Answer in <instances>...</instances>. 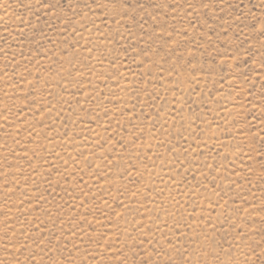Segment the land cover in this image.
<instances>
[{
    "label": "rangeland",
    "instance_id": "rangeland-1",
    "mask_svg": "<svg viewBox=\"0 0 264 264\" xmlns=\"http://www.w3.org/2000/svg\"><path fill=\"white\" fill-rule=\"evenodd\" d=\"M0 264H264V0H0Z\"/></svg>",
    "mask_w": 264,
    "mask_h": 264
}]
</instances>
